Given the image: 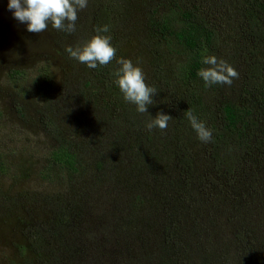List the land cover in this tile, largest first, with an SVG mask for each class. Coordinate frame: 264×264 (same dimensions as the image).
I'll list each match as a JSON object with an SVG mask.
<instances>
[{"label": "rangeland", "instance_id": "rangeland-1", "mask_svg": "<svg viewBox=\"0 0 264 264\" xmlns=\"http://www.w3.org/2000/svg\"><path fill=\"white\" fill-rule=\"evenodd\" d=\"M109 7L116 57L157 90L148 112L66 51L89 40ZM187 8L218 43L202 53L238 72L231 86L187 76L192 53L173 30ZM244 0H88L76 31H27L0 0V264H259L264 259V152L212 157L186 112L214 132L227 99L264 98V32L247 33ZM264 28V17L261 20ZM116 70L119 65L112 61ZM204 67H207L204 65ZM199 101L190 107L188 93ZM262 99V103H263ZM258 106V105H255ZM158 112L166 130H148ZM264 136V105L260 109ZM74 151L77 170L53 155ZM192 158V171L180 157ZM219 155V154H218Z\"/></svg>", "mask_w": 264, "mask_h": 264}, {"label": "trees", "instance_id": "trees-1", "mask_svg": "<svg viewBox=\"0 0 264 264\" xmlns=\"http://www.w3.org/2000/svg\"><path fill=\"white\" fill-rule=\"evenodd\" d=\"M98 11L94 22V33L97 26L108 25L109 33L107 34L111 36V43L116 48V41L114 40V34H112L109 7L104 5ZM244 17L245 22L249 24L247 33L254 35V32H259L261 29L264 32V28L261 26V20L264 17V0H244ZM179 21L180 25L173 31L169 28L170 26H167L165 19L155 20L154 26L163 36L170 31V34L194 53L192 61L187 68V76L195 81L199 77L198 70L204 67L201 60L203 57L202 53L209 48L216 47L218 32L210 21L195 8H187L183 11ZM93 70L97 75L105 79L114 77L115 69L112 62L108 65H98ZM251 85L252 83H248L247 87L244 88L245 100L239 102L227 99L220 106V111L218 112L220 124L214 128L212 134V149L215 150V152L212 151V157L217 161L218 165L224 162L223 156H220L221 152H224L222 154L227 156L234 152L252 153L255 148L264 152V136L259 132L260 109L264 105V101L262 103L264 98L257 90L252 91ZM187 95L189 107L199 101V97L195 92H190ZM182 151L185 152L184 156L180 157V163L184 167L183 170L192 171L193 160L188 157L186 150ZM75 154L66 145H61L53 152V155L71 170H77ZM260 259H255V261H258L256 263L264 264V259L259 261Z\"/></svg>", "mask_w": 264, "mask_h": 264}, {"label": "clouds", "instance_id": "clouds-1", "mask_svg": "<svg viewBox=\"0 0 264 264\" xmlns=\"http://www.w3.org/2000/svg\"><path fill=\"white\" fill-rule=\"evenodd\" d=\"M88 0H8V9L20 23L27 25V31L42 33L49 25L58 31L74 33L79 11L87 7ZM109 26H97L95 34L82 45L69 46L66 51L72 58L89 68L95 69L98 65H108L116 59L119 67L115 70V83L123 94L125 101L136 106L139 113L148 112V105H152L157 90L145 82V74L139 63L134 64L131 59L117 58L116 48L108 35ZM202 63L207 67L198 70V76L207 86L215 84L231 86L239 74L235 68L224 59L215 55L205 56ZM187 119L197 133L198 139L203 143L211 142L212 130L200 120L192 110L186 113ZM172 117L158 112L155 117L146 122V128L152 130L159 128L162 131L168 127Z\"/></svg>", "mask_w": 264, "mask_h": 264}]
</instances>
